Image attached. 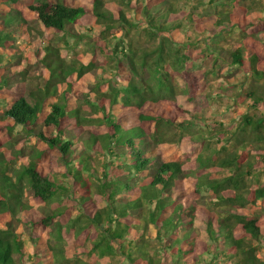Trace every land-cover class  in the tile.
I'll return each instance as SVG.
<instances>
[{
	"label": "trees",
	"instance_id": "obj_1",
	"mask_svg": "<svg viewBox=\"0 0 264 264\" xmlns=\"http://www.w3.org/2000/svg\"><path fill=\"white\" fill-rule=\"evenodd\" d=\"M4 1L14 7L1 20L0 51L14 47L13 33L29 17L46 31L75 38V46L66 41L74 51L83 40L89 46L71 64L60 48L46 47L40 58L46 81L36 90H7L0 76L1 135L35 146L16 178L0 158V264L32 259L15 221L33 232L52 230L55 243L35 248L46 264H264L258 255L264 254V154L252 148L264 146V0H116L128 15L121 6L108 10L104 0H91L90 7L70 0ZM204 20L213 26L206 28ZM76 25L87 33L72 32ZM139 30L142 36L135 35ZM201 38L213 60L198 72L189 99L225 95L201 81L218 77L222 66L226 74L242 73L244 82L232 90L235 104L249 102V109L234 131L217 120L200 126V116L190 118L178 105V82H187V63ZM98 63L110 74L91 92L77 89L73 79L90 76ZM214 140L224 145L209 147ZM184 142L194 145L195 156L178 154ZM47 154L49 167H62L65 180L46 168ZM26 190L43 205L59 195L78 198L66 211L29 216ZM94 190L103 207L95 206ZM74 208L80 212L71 218ZM41 261L37 256L33 264Z\"/></svg>",
	"mask_w": 264,
	"mask_h": 264
},
{
	"label": "rangeland",
	"instance_id": "obj_2",
	"mask_svg": "<svg viewBox=\"0 0 264 264\" xmlns=\"http://www.w3.org/2000/svg\"><path fill=\"white\" fill-rule=\"evenodd\" d=\"M208 1V0H205ZM72 3H82L83 5L90 7L91 0H70ZM106 3V8L108 10H112L115 6H121L125 9V13L128 15V10L125 6L121 5L116 0H104ZM14 5L11 3H8L4 0H0V30L5 29L3 24L1 23L2 18L7 15L9 12H7L8 8H13ZM198 9L197 11H199ZM210 21V22H209ZM205 27L209 28L213 26V20H204ZM71 28V27H70ZM79 32H86L87 30L83 29L80 25L74 26L71 31H75L76 29ZM75 31V32H77ZM94 34V32L92 33ZM136 36H142L143 33L141 30L135 32ZM13 36L15 38L14 47L12 48H6L2 49L0 51V54H2L3 59L0 60V76L1 80L2 78H7V84L5 85V89L7 90H15L19 86H22L24 89L36 90V88L44 87V83L46 81V75H47V69H45L44 65L41 64V56L45 53L44 49L48 46L54 45L57 48H60L61 54L63 55V59L67 64L73 63L75 58L78 56L80 57L86 50V48L89 46L88 42L86 40H83L80 42L78 48H75V51L73 48H69V45L66 41H69L70 47L75 46L76 39L73 38L70 35H67L65 37H62L61 34L57 33H51L49 31H46L42 25L35 19L29 17V23L23 26H19L15 29V32L13 33ZM112 38V37H110ZM141 39V38H140ZM142 44H147V38H142ZM206 44L203 42V39L201 38V45L200 47L194 52L193 59L191 61H188L187 63V82L179 80L178 86L181 87V92L179 96L177 97L178 105L183 108L186 111H189L190 114L188 117L192 116H200L199 119H195L202 123L200 126H203L204 123L207 124H213V120H217L221 123H225L230 131H234L236 126L241 121L242 118H240V115L245 114L249 105V102H246V105L235 104L236 99L234 98V92L233 87L234 83H237L238 81L244 82L243 74L240 72L232 73V74H226V67L222 66V69L218 71V77H214L211 75L209 78L205 77L203 81L207 85V81L211 82L210 84L212 86H215V90L219 91L221 88L225 90V95L222 97H214L212 100H209L205 98L204 96H199L195 100H190V93L191 96L194 94L192 93V89L194 85L198 86V72L200 69L204 72V69H210L212 65V58H208L207 54L204 53L202 50H204V47ZM91 54V53H90ZM14 57H20V60L14 59ZM90 55H85V61L88 63L90 60ZM100 62L103 61V56L98 58ZM224 59L228 60V56L224 55ZM100 63H98V66L91 70L90 76H86L85 79L82 77L81 79L77 78V76L73 79L74 85L77 89L82 90L83 92H91L93 89V86L96 85L98 78L103 76H108L110 74L109 71H104L100 68ZM25 73L24 79L25 82L21 81V74ZM1 82V81H0ZM21 84V85H20ZM192 84V87H191ZM17 87V88H16ZM20 87V89H22ZM190 92V93H189ZM2 101L3 99L0 98ZM3 108L0 107V115L3 113ZM194 119V117H193ZM19 130L21 135V128L18 129V134L14 135L16 138L19 136ZM0 131V140H2V143H0V158L4 159L6 163L9 165V176L15 177L18 175V172L22 170V166L25 164L27 159H30V157L34 156L35 150L33 143L26 141L24 138H20L19 143L14 142V144H11L8 140L2 137ZM177 133V131L175 132ZM179 137L176 138V140ZM208 140H212V138L207 137L205 142V147L208 146ZM216 141H212L209 147L211 148H219L224 144H214ZM24 143V144H23ZM41 146H39L40 148ZM204 148V147H203ZM254 148V153H262L264 154V146L263 145H254L252 146ZM242 149V148H241ZM240 149V150H241ZM202 150V149H201ZM183 153H191L193 156L196 155V152H194V145L192 143L184 142L182 143L180 150L178 151V154ZM52 154H47L44 158V165L46 168L49 169V172L52 173V176L56 177L58 175L59 180H65L61 176L63 173V168H57L52 169L50 168V164L52 161ZM98 161L103 164V157L99 156L97 157ZM98 168L100 169V166L98 165ZM44 169V167H43ZM62 170V171H61ZM98 173H101V171L98 170ZM261 184L264 183V173L260 176ZM68 183V182H67ZM93 185V182H91ZM257 183L254 182V185ZM94 186V185H93ZM92 190V188H91ZM93 193V201L96 202L95 206L103 207L105 205L104 200L98 201L95 199L96 196H98V192L96 190L91 191ZM60 196V195H59ZM59 196L56 198L57 200L52 202L51 204L43 205L42 203H37L32 199V195L29 190H26L25 195L23 197V201L25 205L30 206V209L27 210L26 214L29 216H37L40 217L41 215H45L48 213H51L52 211H57L58 208H63V210L69 207L74 206L76 204L75 199L77 200L78 195H75V198L72 199H64L61 200V197L59 199ZM61 202L63 204H61ZM93 208V207H92ZM95 210V209H93ZM68 213L70 217H76V215H79L80 210L78 208L72 209ZM248 214L251 216L255 213L252 210L247 211ZM7 215L5 214L4 217ZM8 221L11 219L9 217H6ZM15 227L17 228V232L22 235L25 246L23 249V252L25 255L31 256L30 262H27V264H33L35 261V258L41 257L40 264H46L45 263V257L35 255V248H38L41 246V244L47 243V241H52V243H55L53 238L50 237V234L52 232L51 229L47 230H37L36 232H33V230L24 222L15 221L14 222ZM198 226V224H197ZM0 228H3L0 224ZM264 230V227H263ZM202 233H200L201 235ZM36 236V237H35ZM66 237V235H65ZM69 240V238H68ZM67 240V241H68ZM40 243V245H39ZM47 255L51 256V253H47ZM258 255L263 256V253H258ZM47 256V257H48ZM17 264H22L20 262L19 257L17 256ZM48 258V260H49ZM108 261H99V264H107Z\"/></svg>",
	"mask_w": 264,
	"mask_h": 264
}]
</instances>
